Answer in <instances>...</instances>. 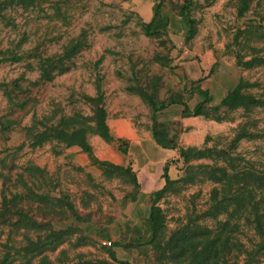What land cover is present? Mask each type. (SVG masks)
Masks as SVG:
<instances>
[{
    "label": "rangeland",
    "instance_id": "obj_1",
    "mask_svg": "<svg viewBox=\"0 0 264 264\" xmlns=\"http://www.w3.org/2000/svg\"><path fill=\"white\" fill-rule=\"evenodd\" d=\"M247 2L0 0L7 263L206 264L199 235L229 222L222 264H264L249 206L264 185V2ZM234 91L246 100L223 106ZM164 161L172 181L144 194L136 170ZM30 165L43 200L25 176L17 204ZM22 215L37 228L8 224Z\"/></svg>",
    "mask_w": 264,
    "mask_h": 264
},
{
    "label": "trees",
    "instance_id": "obj_2",
    "mask_svg": "<svg viewBox=\"0 0 264 264\" xmlns=\"http://www.w3.org/2000/svg\"><path fill=\"white\" fill-rule=\"evenodd\" d=\"M250 2L252 3V0L249 2H247V4L250 5ZM264 2V0H263ZM248 6L246 5L245 7H243L242 9H247ZM245 97L240 94L238 91H234L231 92L227 98L222 102L223 106H231V105H235L239 102H243L245 101ZM86 150L91 154L92 160L95 163H99L102 166H108L109 164H106L102 161H99L98 159H96V157H94V155L92 154V152L90 151L89 148H86ZM41 168L36 166V165H30L27 168H25L24 171L17 174L16 178H14L12 180V182H14V187H15V191H14V195L13 198L16 200L17 204H21L22 205V187L24 185V182H26L27 180H25V176H27L28 178H30L29 182L31 183V186L28 187V195L30 197V199L32 201H37L40 202L42 199L38 189H37V183L39 182V175L38 173H40ZM249 176L254 177L255 175L253 173H249ZM135 180L138 184L139 187V183H138V179L136 174H134ZM163 177L165 179V184H164V188L167 187V185H169V183L172 181V178L170 177L169 174V165H166L164 168V173H163ZM28 182V181H27ZM29 184H27L28 186ZM161 190V189H160ZM159 191V190H158ZM156 191V192H158ZM154 192V193H156ZM250 192V191H249ZM261 196L260 198H256L255 196V191L251 190V192L249 193V197H250V215L252 216V220L251 223L255 225V228L257 229L258 233V237H259V242H254L253 246L258 249V251L264 250V185L261 187ZM224 213L226 215H229L230 212L228 209H225ZM14 219L8 220V224L12 227L16 226V225H20L21 228H34L36 229L37 227L35 225H32L30 222H32L30 219H25L24 216L22 215V219H20L19 223H16V221H13ZM154 222V221H153ZM155 223V222H154ZM228 225L229 222H225L224 224H222L220 227H218L215 230H209L207 232H205L204 234L199 235V237H204V238H208L209 243H210V250H209V255L207 256V258L205 259L206 264H222L226 258L228 253H229V235L227 234V229H228ZM68 235V232L61 230V231H51V233L47 236V238H44L43 240H39L38 245L40 247H38L39 249H45V246L53 243V242H59V245L63 243V241L65 240V237ZM22 244V242H21ZM58 245V246H59ZM217 249H220L217 251ZM213 251H217L218 253L214 254ZM9 255H4L3 256V252L0 251V264H9L6 261V258L8 256H10V253H8ZM214 254V255H213ZM224 255L221 259H220V255ZM212 262V263H211Z\"/></svg>",
    "mask_w": 264,
    "mask_h": 264
},
{
    "label": "crops",
    "instance_id": "obj_3",
    "mask_svg": "<svg viewBox=\"0 0 264 264\" xmlns=\"http://www.w3.org/2000/svg\"><path fill=\"white\" fill-rule=\"evenodd\" d=\"M173 21L174 19L172 22ZM166 165L167 162L164 161V164L160 167L151 168L149 166H144L136 170L139 187L144 194L154 193L164 187L165 179L163 173ZM170 171L171 170H169V174H171Z\"/></svg>",
    "mask_w": 264,
    "mask_h": 264
},
{
    "label": "built area",
    "instance_id": "obj_4",
    "mask_svg": "<svg viewBox=\"0 0 264 264\" xmlns=\"http://www.w3.org/2000/svg\"><path fill=\"white\" fill-rule=\"evenodd\" d=\"M105 243H106V244L108 243V245H112V242H110V241H109V242H105Z\"/></svg>",
    "mask_w": 264,
    "mask_h": 264
}]
</instances>
